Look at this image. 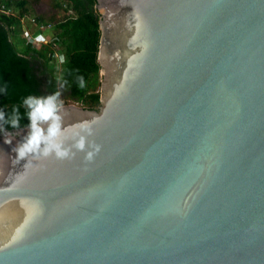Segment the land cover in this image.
Masks as SVG:
<instances>
[{
    "label": "water",
    "instance_id": "water-1",
    "mask_svg": "<svg viewBox=\"0 0 264 264\" xmlns=\"http://www.w3.org/2000/svg\"><path fill=\"white\" fill-rule=\"evenodd\" d=\"M94 6L98 107L0 125V264H264V0Z\"/></svg>",
    "mask_w": 264,
    "mask_h": 264
},
{
    "label": "trees",
    "instance_id": "trees-1",
    "mask_svg": "<svg viewBox=\"0 0 264 264\" xmlns=\"http://www.w3.org/2000/svg\"><path fill=\"white\" fill-rule=\"evenodd\" d=\"M62 3L47 17L35 14V21L49 24L53 34L49 43L34 45L25 39L21 23L28 17L26 0H0V125L8 131L31 124L30 114L37 106L34 102L41 99L62 97L63 103L87 102L91 110L97 108L99 30L95 0ZM53 43L61 46L64 54L57 64ZM52 107L54 112L58 105Z\"/></svg>",
    "mask_w": 264,
    "mask_h": 264
},
{
    "label": "clouds",
    "instance_id": "clouds-1",
    "mask_svg": "<svg viewBox=\"0 0 264 264\" xmlns=\"http://www.w3.org/2000/svg\"><path fill=\"white\" fill-rule=\"evenodd\" d=\"M31 115V128L33 131L30 134V137L27 141L26 144L23 145V147L19 148L18 150V155L19 157H24L26 152H34L36 149L39 147V144L41 140L48 139L50 137H54L57 134V128L58 126L56 124H53L49 130H48V138H45L41 135V130L36 127V120H48L50 117L53 119H56L53 116V107L50 103L46 104H40L39 102L37 103V106L33 110V112L30 114ZM15 126V124H14ZM7 143H10L11 141L8 140L6 141ZM78 148L83 149L84 147V141L81 139V141L77 145ZM55 149L56 150V155L58 157H65L68 155L67 151L60 150V146L54 143H50L48 147H45L43 150L44 155H48L51 150ZM98 151V148H97ZM91 153H89V158H91Z\"/></svg>",
    "mask_w": 264,
    "mask_h": 264
},
{
    "label": "rangeland",
    "instance_id": "rangeland-1",
    "mask_svg": "<svg viewBox=\"0 0 264 264\" xmlns=\"http://www.w3.org/2000/svg\"><path fill=\"white\" fill-rule=\"evenodd\" d=\"M61 1L63 2L62 4L65 5L64 0H26V5L28 7V13L26 15L28 17H34L35 14H41V15L47 17L50 14L55 13V11H58L59 7L57 6V4ZM68 11L69 10H66V13H68ZM57 16H58V18H60L62 16V13L57 14ZM26 20H24V19L22 20L23 25L25 23L26 24L28 23V22H26ZM26 29L29 32V31H33L34 27L32 25L28 24ZM51 32H52V29L50 30V32H47V33L51 34ZM55 53H58V55L62 54V58H64L62 47L58 46V44H57V47H55ZM54 63L55 64L59 63V59L55 58ZM99 79H100V76H99ZM63 101H64L63 98L59 97L57 99H51V100L41 99V100L34 102V104L37 105L38 102L43 103V104L50 103L51 105L57 104L59 107V105L66 104V103H63ZM67 103H74V104L79 105V107H82V108H88V105H89L87 102L75 103V102L69 101ZM97 107H98V104H97ZM88 109H90V108H88Z\"/></svg>",
    "mask_w": 264,
    "mask_h": 264
},
{
    "label": "built area",
    "instance_id": "built-area-1",
    "mask_svg": "<svg viewBox=\"0 0 264 264\" xmlns=\"http://www.w3.org/2000/svg\"><path fill=\"white\" fill-rule=\"evenodd\" d=\"M27 19V20H26ZM23 20V19H22ZM21 20V23H23ZM24 20L28 22L27 24L25 23V30H24V35L25 39L29 41L30 43L34 45H40V44H47L52 40V32L51 34H48L47 32H50L52 29L49 24H39L35 21L33 17H25ZM28 24L32 25L34 27L33 31H27L26 27ZM55 47H57L56 43H53ZM54 57L57 59H62V54L58 55V53H55L54 50Z\"/></svg>",
    "mask_w": 264,
    "mask_h": 264
}]
</instances>
